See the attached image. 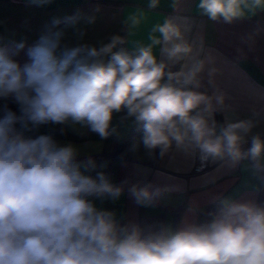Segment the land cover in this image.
Here are the masks:
<instances>
[{"label": "clouds", "instance_id": "9594fccd", "mask_svg": "<svg viewBox=\"0 0 264 264\" xmlns=\"http://www.w3.org/2000/svg\"><path fill=\"white\" fill-rule=\"evenodd\" d=\"M50 2L28 0L33 6ZM159 4L148 0L147 7ZM197 9L231 25L264 11V0H199ZM143 18L138 9L122 21L128 35ZM96 20L77 11L54 18L30 46L19 41L0 47V101L17 107L0 117V264H264V201L223 198L207 222L184 218L176 226L141 227L91 199H119L127 180L116 185L103 171L93 177L95 160L78 161L72 144L25 135L39 125L71 122L104 140L117 133L114 114L124 112L122 121L142 124L140 144L149 157L159 150L163 158L174 147L229 169L247 161L244 169L258 181L253 192H264V141L252 134L264 121V108L244 119L216 121L217 112L231 108V97L216 82L221 69L202 38L188 39L189 19L165 17L151 27L148 43L134 40L130 49L116 50L126 43L118 33L99 46L66 39L71 27L82 40L85 33L76 26ZM21 52L23 63L16 59ZM138 147L133 143L130 150ZM128 194L151 207L162 190L134 183ZM186 211L195 215L198 208L190 204Z\"/></svg>", "mask_w": 264, "mask_h": 264}, {"label": "crops", "instance_id": "0c3cea01", "mask_svg": "<svg viewBox=\"0 0 264 264\" xmlns=\"http://www.w3.org/2000/svg\"><path fill=\"white\" fill-rule=\"evenodd\" d=\"M173 2L174 0H160L156 9H149L148 0H51L42 6H33L28 0H0V47L10 48L13 42L19 41H25L26 46H30L51 25L54 18L73 15L77 11L95 14L97 20L94 24L81 21L76 26L85 33L80 41L74 35L75 29L66 28V39L73 43L99 46L111 34L118 33L125 37L126 43L116 50L130 49L134 40L148 43L147 36L151 27L162 23L165 17H187L192 25L188 39L202 38L206 51H211L216 57L215 66L221 69L216 82L231 97L226 101L231 108L225 114L217 112L216 121L223 123L225 115L230 119H244L251 114L253 108H264V11L258 10L255 16L227 25L200 15L197 9L199 0H175V7ZM97 6L101 11L93 13ZM138 9L143 11L144 18L137 28L131 30L132 34L128 35V29L122 21ZM60 27L64 28V25ZM257 28L261 29L259 34L256 33ZM249 36L251 38L247 39ZM241 37L245 39L242 40ZM155 54L159 58L158 48L155 49ZM16 59L23 63L26 60L24 52ZM178 67L173 70H178ZM204 83L207 87L206 80ZM200 91L211 92L207 88ZM6 109L17 111L11 100L0 101V117ZM124 115V112L114 114L112 126L117 128V133L104 140L90 132L86 126L72 125L71 122L39 125L25 135L35 137L47 134L60 146L72 144L78 161L88 158L95 160L97 168L90 173L93 177L97 172L103 171L116 185L127 180L128 184L123 185V194L119 199L113 201L107 197L103 200L91 198L98 209L113 210L117 219L123 217L124 222L135 221L139 224L141 215L162 213L163 225L176 226L184 218L204 223L211 219L209 213L215 211L220 199L258 200L260 193L253 192V186L258 181L244 169L247 161L235 169H229L220 162L202 163L198 155L185 154L174 147L163 158L159 156V150L149 157L140 144L142 124L135 122L134 118L122 121ZM16 127L19 130L20 126ZM256 133L264 141V121L253 129L252 134ZM133 143L139 144L135 152L130 150ZM250 146L249 137L243 148L247 150ZM98 155L101 156L99 159ZM110 162H114L116 166L113 174L107 172ZM196 163L204 164L203 170L195 172ZM102 164L106 167L101 168ZM134 183L141 186L151 184L152 190L159 188L162 195L151 207L139 206L128 194V188ZM190 204L198 208L195 215L186 211Z\"/></svg>", "mask_w": 264, "mask_h": 264}, {"label": "trees", "instance_id": "16d2710c", "mask_svg": "<svg viewBox=\"0 0 264 264\" xmlns=\"http://www.w3.org/2000/svg\"><path fill=\"white\" fill-rule=\"evenodd\" d=\"M258 201H264V192L260 193ZM139 224L141 225V227L152 226L154 228H159L163 225L162 213L152 215H141L139 217Z\"/></svg>", "mask_w": 264, "mask_h": 264}, {"label": "built area", "instance_id": "2783aa9c", "mask_svg": "<svg viewBox=\"0 0 264 264\" xmlns=\"http://www.w3.org/2000/svg\"><path fill=\"white\" fill-rule=\"evenodd\" d=\"M100 157H101L100 155L97 156L98 159H99ZM204 167H205L204 164L196 163V164L194 165V171H195V172H200L201 170H203ZM115 170H116L115 163H114V162H110V163L108 164V166H107V172H108L109 174H113V173L115 172Z\"/></svg>", "mask_w": 264, "mask_h": 264}]
</instances>
